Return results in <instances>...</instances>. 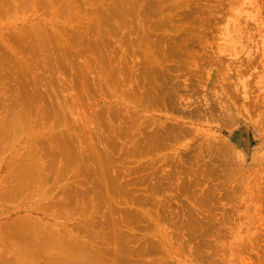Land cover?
Here are the masks:
<instances>
[{
    "label": "bare ground",
    "instance_id": "1",
    "mask_svg": "<svg viewBox=\"0 0 264 264\" xmlns=\"http://www.w3.org/2000/svg\"><path fill=\"white\" fill-rule=\"evenodd\" d=\"M51 1L0 0V211H4L6 204L10 202L17 203L13 207L11 204V206L7 205L8 212L11 208L9 215L0 219V248L5 252L0 253V264H145L136 258L151 256L156 252L161 255L166 253L170 255L165 249L166 242L163 238L154 239L148 234L139 237L134 232L129 233L118 228V224L121 225L123 222L133 224L138 219L133 203L140 198H145L147 194L143 192L136 197V194H133L139 185L138 181L123 180L117 173L109 175L106 169L110 167L113 151L120 146L125 148L126 156H133L138 163L143 152L150 154V157L154 154L160 158L153 155L155 158H151L148 163L150 167L157 165V162L171 165L169 171L166 172L167 178L177 177L178 181H182L180 184L182 188L178 189L180 192L187 191L189 194L194 189L195 193V188L201 183L203 174L206 171L213 174L218 170L214 166L216 160L213 164V158L210 155L209 162L206 158L207 161L201 163L203 156L199 151V146L196 149L198 151L192 155L188 152H182L183 155H180L181 140L195 130L191 128L192 126H189L190 129H183L182 124L178 122L160 123L161 118L158 120L153 113L156 110H162L165 119H172L175 114L177 118L187 120L193 116L203 117L205 115L212 119L215 118L217 112L222 114L223 111L219 104L228 100L227 97V100L222 97V92L226 91L223 88H228L227 84L233 81L220 76L221 81L213 84L211 78L206 80V75L212 70L224 68V63L227 64L228 61L222 59L223 57L219 56L220 53L210 52L201 40L199 42L203 43L205 48L195 55L189 50L190 44L185 42L186 33L183 24L171 22L174 12L164 17L159 8L163 0H148L149 15L158 17L153 24V29L157 31L145 32L141 35V39L152 47L151 51L162 52L160 54L164 58L157 60L153 55L149 56L152 54L150 50L145 51L146 59L144 56V61L138 63L142 86L131 87L127 93L119 89V85L127 84L134 65L121 60L115 62L111 66L110 81L102 80L97 78L102 76L96 77L92 74L95 71L94 64L84 66V68L77 67L84 73V76L86 73L87 76L89 74L93 83L107 84L108 87L119 89L121 92L114 91L115 94L110 99L111 103L103 101V104L97 105L100 107L96 106L94 112L88 117L71 118L70 123L58 99L52 98L49 92L39 91L41 86H39L40 80L37 77H34L32 81L31 92L25 88L28 84L23 80L30 65L29 57H25L22 52L30 46L29 40L36 41L34 44L36 52L40 50L47 52L48 44L53 45L60 40L66 27L57 28L53 18L40 20L38 16L34 27L27 26L25 23L19 25L20 21L16 14L20 10L39 12L40 6H42L40 9L45 7L50 9L52 8ZM130 1L134 3L136 0ZM252 2V11L260 13L262 5L258 6L256 0H250L251 4ZM122 3L121 1V8L118 7L115 11L118 18L122 17L119 14L120 11H125ZM173 3L176 2L173 1ZM65 4L67 5L65 9H67L69 3ZM175 9L172 11H176ZM198 9L189 10L186 13L185 22L190 25L196 23L197 27L192 28L199 34L208 36L210 32L216 30L218 13L207 12L205 17L201 18L200 14L207 10ZM241 10L240 7L238 11ZM117 29L119 31L121 28L117 27ZM110 31L116 30L111 28ZM79 32L80 30L77 29L78 34ZM101 59L108 65H111L113 61L108 56H101ZM50 62L55 63V60ZM226 66L224 69L228 70ZM231 66L233 67L234 64ZM100 67L101 63L96 72ZM234 71L236 72V68ZM220 75H224V72ZM262 80L261 82L258 79L256 81L262 83ZM263 84L264 82L262 86ZM197 89L202 93L200 98L203 96V101H209L208 99L213 96L211 101L206 102L204 108L200 103L195 108L191 107L193 103H197L196 100L186 101V97L181 93L182 91L186 94L190 91L194 93ZM7 91H15V94L8 95ZM124 98L128 100L123 102ZM42 100H45L44 105L41 104ZM181 101L185 106L184 109L179 107ZM124 103L128 104V107ZM226 108L230 110L228 106ZM227 109L224 112L226 118L230 117V112L233 111ZM36 116L41 117L42 120L35 119ZM103 116L105 117L104 122ZM49 117H55L57 120L46 122L45 119ZM154 124L159 126L152 132L156 127ZM91 125L94 128H91ZM148 125L153 128L151 129ZM37 126L40 128L39 132H36ZM104 128H107L109 138L103 134L104 131L106 132ZM147 129L152 133L150 131L149 133ZM23 133L25 136L20 138ZM119 139L122 141L116 143ZM124 143L127 145H123ZM229 144L225 141L216 143L213 139L208 142L206 150H212L210 154H217L223 150H230L232 145ZM17 145L21 147L14 149ZM168 148L170 150L173 148L171 154L163 152ZM189 148L186 147V151ZM8 154L9 158L6 157ZM252 159L258 161L259 157ZM256 161L255 164L262 162L260 160L261 162L256 163ZM110 190L122 196L131 194L132 191L134 193L128 199L129 203L124 201L123 207H119L105 201L111 199ZM103 201L106 203L104 204ZM106 204L108 205L105 211L107 213H100L98 219L94 218V214L97 217L98 210L102 211V207ZM181 209L183 210V213L180 210L181 214L185 215L183 206ZM190 209L195 213L198 212L196 208ZM192 210H190L191 213L194 212ZM175 211L173 216L178 215V211ZM12 212L14 217L11 216ZM114 212H119L121 215L115 216ZM74 214H77V217H74ZM191 225L188 224V226ZM166 237L168 243L173 244V249H178L187 255L204 256L202 246H200L204 242L195 241V234H170ZM205 243L208 245L207 242ZM5 250L9 253L7 254ZM176 253L172 256H177ZM157 254L155 256H158ZM155 256L148 260L154 264H172L174 258L171 259L172 256H170L171 262L165 255L163 258Z\"/></svg>",
    "mask_w": 264,
    "mask_h": 264
},
{
    "label": "rangeland",
    "instance_id": "2",
    "mask_svg": "<svg viewBox=\"0 0 264 264\" xmlns=\"http://www.w3.org/2000/svg\"><path fill=\"white\" fill-rule=\"evenodd\" d=\"M121 1L124 6L122 8H125V11L121 10L119 14L122 17L118 18L115 11L118 7L121 8ZM173 1L176 3H173ZM162 2L159 7L162 10V15L166 17L170 12H174L171 22L183 24L186 33L184 35L185 42L190 44V51L196 55L197 52L199 53L207 47L210 52L220 53L219 56L223 57L222 59L230 62V64L228 62L227 64L224 63L225 66H229H226L228 70L224 69L225 66L220 70H212L208 73L209 75H206L207 79L205 78L206 80L211 78L213 84L221 81L220 76L230 78L229 80L233 81V83L227 84L228 88H223L226 91L222 92V97L226 100L228 98L227 102L230 103L225 101L226 104L223 101L219 104L223 116L221 112H217V118L215 116L211 119L205 115L206 117L193 116L187 120L177 118L174 113V118L165 119L162 110H156L153 113L156 118L158 117V120L161 118L160 123L178 122V124H182L183 129H190L189 126H192L191 128L195 131L191 135H186L183 138L184 142L183 139L181 140L180 155H183L184 152L192 155V153L198 151L196 149L199 146V151L202 152L203 157L205 156L204 159L201 157V163L206 162L207 159L209 162L211 155L213 164L216 160L214 166L218 170L213 174L206 171L202 176L201 183L196 186L195 193L193 192L194 189H192V193L189 192L188 194L187 191L183 193L178 190L182 181H178L177 177H171V180L166 176V172L169 171L171 165L157 162V165L149 166L150 159L154 156L160 158L159 156L152 154V157H150V154L147 155L143 152L142 157L146 155L144 158L141 157L138 163L133 156H126L124 147H118L112 153L110 167L106 169L108 174L117 173V175H121L123 180L138 181L139 185L136 187L135 193L132 191L131 194L134 193L133 195L136 194L137 197L144 192L147 196L133 203L138 219L133 224L123 222L117 226L129 233L134 232L139 237L148 234L149 237L154 239L163 238L166 242L165 249L168 250L170 255L168 253H166L167 255L163 254L161 251L163 255L159 252L156 253H158L159 258H163L165 255L169 259L173 253L177 252V256L174 257L173 255L171 257V259L174 257L173 262L169 259L172 264H264V86H262L264 82V64L262 67V63H264V24H262L264 23V0H256L258 6L262 5L263 7L260 13L252 11L253 2L251 4L250 0H245V2L244 0H163ZM51 3L52 8L50 9H47L48 7L40 9L42 7L40 4L39 12L20 10L16 14L20 21L19 25L25 23L27 26L34 27L38 16L40 20L53 18L57 28L66 27L60 40L53 45L48 44L47 52L42 50L36 52V46L34 45L36 41L33 39L29 40L30 46L23 50L22 54L29 57L28 62L30 65L25 78H23L28 84L25 86L28 92H31L32 81L34 77H37L40 80L39 86H41L39 91L41 93L49 92L52 98L58 99V102L64 108L63 113H66V118L70 122L71 118L88 117L89 114L94 112L93 110L97 105L103 104V101L111 103L110 99L115 92H121L119 89H123V92L127 93L131 87L142 86L138 63L144 61V56L146 59L145 51L150 50L152 47L141 39V35L145 32L157 31L153 29V24L158 18L149 15L148 0H136L134 3L130 0H52ZM65 3H69L67 9H65L67 7ZM239 6L242 9L240 12L238 11ZM198 8L207 10L200 14L201 18L205 17L207 12L215 11L218 13L216 30L214 29L212 31L214 33L210 32L208 36L199 34L192 28L193 26L197 27L196 23L190 25V23L185 22L186 13L191 9L193 11L199 10ZM173 9L176 11H172ZM3 22L5 23V21ZM48 25L51 26L52 24L48 23ZM117 27L122 30L118 31ZM111 28H115L116 31H110ZM77 29L80 30L79 34ZM199 40L204 42L205 47ZM51 46L52 48H50ZM151 53L149 56L153 55L157 60L164 58L160 54L162 52L155 53L151 51ZM100 55L111 58L113 60L112 64L108 65L103 62ZM262 55L263 58L261 59ZM46 58L55 60V63L50 62L51 60L48 61ZM120 60L134 66L127 84L121 83L119 89L108 87L107 84L103 83L101 85L93 83L89 74L87 76L86 73V76H84V73L77 69V67L84 68V66L88 67L94 64L95 71L92 74L96 77L102 76L97 77L102 80L110 81L111 66ZM100 63L101 67L96 72ZM233 64L234 68L231 66ZM235 68L237 73L234 71ZM223 72L224 75H220ZM226 72L228 73L227 77ZM257 79L259 81L263 79V82L260 83L261 81H256ZM181 93L186 97V101L196 100L197 103L191 105L194 108L199 103L204 108L206 102L211 101L213 97L209 98V101H203L204 97L200 98L202 93L199 89L194 93L192 91L187 94L183 91ZM7 94L13 95L15 91H7ZM127 100V98H124L123 102ZM41 104L44 105L45 100H42ZM124 104L128 107V104ZM227 106L230 110L226 108ZM179 107L184 109L185 106L182 101ZM226 109L234 111V113L233 111L230 112L228 118L225 117L224 113ZM223 117L225 121H223ZM35 119L42 120L41 117L37 116ZM104 119L103 116V122ZM55 120H57L55 117L45 119L46 122H54ZM158 126L156 125L153 128L150 125L149 127H152V132H154V129H158ZM91 128H94V126L91 125ZM35 129H37L36 132H39L40 128L37 126ZM104 129L106 132L104 131L103 134L109 138L107 128ZM23 136H25L24 133L20 138ZM213 139L216 143L219 141L230 143L229 145H232L231 149L220 151L217 154H210L212 150H206V147L208 142ZM121 141L119 139L116 143ZM123 145L127 144L124 143ZM184 146L187 148L192 147L194 151L192 148L186 151ZM19 147L21 146L17 145L14 149ZM172 151L173 148L163 150L165 154H171ZM163 152L161 154H164ZM8 153L12 154V152ZM6 157L9 158V154ZM258 157V161L252 159ZM255 161L261 163L255 164ZM109 192L111 193V199L105 201L111 204L114 203L115 206L119 207H123L124 201L129 203L128 199L132 197L131 194L122 196L112 193L111 190ZM105 201H103L104 204ZM10 204L12 207L17 205V203L12 204L10 202L6 204L4 209H8L7 205ZM182 206L185 209V215L181 214ZM191 206L198 209V212L195 213L194 210L190 209ZM107 209L108 205L106 204L105 207H102V211L98 210L97 217L94 214V218L98 219L100 213L104 212L106 214ZM189 209L194 212L191 213ZM175 210L178 211V215L173 216ZM4 211H0V219L8 217L9 212L6 210L3 214ZM11 214L14 217L13 212ZM113 214L115 216L121 215L119 212ZM74 217H77V214H74ZM74 221L75 219L72 220V223ZM188 224L192 225L188 226ZM170 234H195L197 237H195V241H202L205 244L204 246L200 244L204 256L187 255L178 249H173V244L168 243L166 237ZM205 242L213 248H210ZM0 249L2 250L0 253L4 252L2 248ZM5 251L7 254L9 253L7 250ZM156 253L151 256L137 257L136 259L142 260L145 264H154L148 259H153Z\"/></svg>",
    "mask_w": 264,
    "mask_h": 264
}]
</instances>
